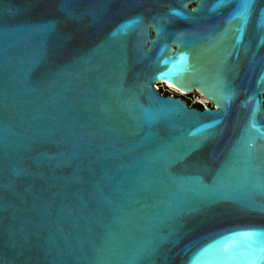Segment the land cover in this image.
Returning a JSON list of instances; mask_svg holds the SVG:
<instances>
[{
    "label": "water",
    "instance_id": "obj_1",
    "mask_svg": "<svg viewBox=\"0 0 264 264\" xmlns=\"http://www.w3.org/2000/svg\"><path fill=\"white\" fill-rule=\"evenodd\" d=\"M243 2L0 0V264H264V0Z\"/></svg>",
    "mask_w": 264,
    "mask_h": 264
},
{
    "label": "built area",
    "instance_id": "obj_2",
    "mask_svg": "<svg viewBox=\"0 0 264 264\" xmlns=\"http://www.w3.org/2000/svg\"><path fill=\"white\" fill-rule=\"evenodd\" d=\"M159 85H161V86H164L163 84H158L157 86H155L154 88H155V90L157 91V92H161L160 91V89L158 88V86ZM163 89V92H166V93H168L169 95H172V96H179V97H181L184 101H186L184 98L185 97H187V96H189V98H187L190 102H191V104H192V106H196V105H199V106H201V108L203 109V108H205V105H203L202 104V99H204L202 96H200L199 94H197L196 92H194V93H191V94H188V95H180V94H178L177 92H173V91H171L170 89H168V88H162ZM161 94V93H160ZM161 95H163V94H161ZM208 106H210V103L208 102V104H207Z\"/></svg>",
    "mask_w": 264,
    "mask_h": 264
},
{
    "label": "snow or ice",
    "instance_id": "obj_3",
    "mask_svg": "<svg viewBox=\"0 0 264 264\" xmlns=\"http://www.w3.org/2000/svg\"><path fill=\"white\" fill-rule=\"evenodd\" d=\"M252 3H253V0H246V2H243L239 5V8L241 9V11L239 12V15L242 18L246 16L248 9L252 7Z\"/></svg>",
    "mask_w": 264,
    "mask_h": 264
},
{
    "label": "bare ground",
    "instance_id": "obj_4",
    "mask_svg": "<svg viewBox=\"0 0 264 264\" xmlns=\"http://www.w3.org/2000/svg\"><path fill=\"white\" fill-rule=\"evenodd\" d=\"M164 85V87L165 88H168V89H170L171 91H173V92H177L178 94H180V95H187V93H183V92H179V91H177L174 87H172V86H170V85H167V84H163ZM203 100L204 101H206L205 99H202V104H203ZM206 103L208 104V101H206ZM204 105V104H203ZM208 106V105H207Z\"/></svg>",
    "mask_w": 264,
    "mask_h": 264
},
{
    "label": "flooded vegetation",
    "instance_id": "obj_5",
    "mask_svg": "<svg viewBox=\"0 0 264 264\" xmlns=\"http://www.w3.org/2000/svg\"><path fill=\"white\" fill-rule=\"evenodd\" d=\"M204 102V101H203ZM186 103H187V105L189 106V107H191V108H195V106H192V104H191V102L187 99L186 100ZM204 105L206 104V101H205V103H203Z\"/></svg>",
    "mask_w": 264,
    "mask_h": 264
},
{
    "label": "trees",
    "instance_id": "obj_6",
    "mask_svg": "<svg viewBox=\"0 0 264 264\" xmlns=\"http://www.w3.org/2000/svg\"><path fill=\"white\" fill-rule=\"evenodd\" d=\"M160 93L163 94L164 96L169 95V94L166 93V92H160ZM203 101H204V100H203ZM204 102H205V101H204ZM195 108H197V109H202L201 106H199V105H196Z\"/></svg>",
    "mask_w": 264,
    "mask_h": 264
},
{
    "label": "rangeland",
    "instance_id": "obj_7",
    "mask_svg": "<svg viewBox=\"0 0 264 264\" xmlns=\"http://www.w3.org/2000/svg\"><path fill=\"white\" fill-rule=\"evenodd\" d=\"M155 86H157V85H155ZM155 86H154V87H155ZM163 87H164V86H161V85L158 86V88L160 89L161 92H163V89H162ZM164 88H165V87H164ZM182 96H183V95H182ZM187 98H189V96L185 97L184 99L187 100ZM203 103H205V102H203Z\"/></svg>",
    "mask_w": 264,
    "mask_h": 264
}]
</instances>
